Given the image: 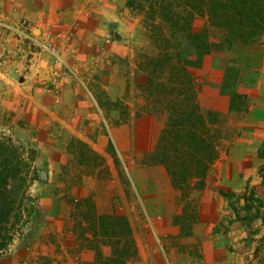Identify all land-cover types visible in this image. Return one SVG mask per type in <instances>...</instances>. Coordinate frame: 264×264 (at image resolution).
Returning a JSON list of instances; mask_svg holds the SVG:
<instances>
[{
    "label": "rangeland",
    "instance_id": "374dc122",
    "mask_svg": "<svg viewBox=\"0 0 264 264\" xmlns=\"http://www.w3.org/2000/svg\"><path fill=\"white\" fill-rule=\"evenodd\" d=\"M126 1L0 0V67L4 62L7 76L21 86L16 108L8 110L1 97L11 90L0 80V135L23 147L26 192L33 199L0 250V264H94L104 256L115 262L123 248L125 264H264V31L234 53L242 69L231 87L245 101L244 117L209 124V135L220 134L207 172L175 183V173L197 164L191 158L160 163L173 151L169 145L158 152L160 134L171 133L168 112L161 119L137 104L143 77L137 74L141 63L156 66L146 91L164 110L175 101L190 105L176 93L196 89V70L176 67L171 74L177 58L165 60L162 50L150 49L154 57H145L136 46L141 16ZM39 4L69 14L82 9L56 23V16L39 18ZM211 34L219 32L211 28ZM13 59L24 62L20 73L11 68ZM104 62L113 63L109 73ZM214 84L208 98L200 97L220 109L223 97ZM229 149L235 165L226 167ZM92 210L125 215L131 239L119 241L126 237L113 218L109 245L99 227L98 242L90 241L86 214ZM233 221L248 228L238 255L229 242Z\"/></svg>",
    "mask_w": 264,
    "mask_h": 264
},
{
    "label": "trees",
    "instance_id": "16d2710c",
    "mask_svg": "<svg viewBox=\"0 0 264 264\" xmlns=\"http://www.w3.org/2000/svg\"><path fill=\"white\" fill-rule=\"evenodd\" d=\"M126 5L141 16L136 30V46L145 52V57H154L149 56L150 49L162 50L165 60L177 58V66L172 64L171 74L176 73V67L196 70V89L188 87L176 93L189 99L190 105L185 106L175 101L172 106L163 110L158 104L151 102L146 91L149 84L145 83L154 79L153 71L156 66L150 69L148 61L141 63L142 68L137 75L143 77L137 85V104L147 106L146 111L150 116L156 115L161 119L165 110L168 112L166 124H171V133L160 134L158 152L163 154L161 151L169 145L173 151L172 155L171 152L168 156L164 155L166 157L161 158L160 163L169 166L175 160L176 163L183 164L191 158L197 164L192 170L189 168L186 172L185 168L180 174L175 173V183L186 180L191 174L203 175L217 154L215 141L220 134L216 133L215 137L209 135V124L225 123L230 117L241 119L247 111L241 93L231 87L242 69L234 58V53L237 46L256 43L261 37L264 31V0H127ZM197 19H204L205 22H198ZM211 28L219 34L213 36ZM112 64L104 62L101 67L106 70L105 73H109ZM156 64L161 65L159 61ZM186 73L190 77V72ZM214 83L219 84L218 94L223 97V107L220 109L207 105L206 100L200 97L202 95L208 98L213 93ZM178 87L179 84L172 86L176 89ZM235 98L239 100L235 101ZM223 128L226 127L221 129ZM163 141H166L165 145H161ZM25 161L23 147L12 136L0 135V250L11 241L13 226L27 209L25 202L33 201L26 192ZM86 218V228L93 234L87 237L93 243L98 242L94 236L99 227L104 230L105 242L109 245L114 236V232L110 231L113 218H117L122 224V234L126 237L119 241L131 239L127 237L131 235V227L123 214L97 216L92 210L87 212ZM133 247V253L139 259L135 242ZM93 248L92 245L88 247L90 250ZM126 253L127 248H123L121 258L115 262L110 256H104L103 260L100 257L94 264H125Z\"/></svg>",
    "mask_w": 264,
    "mask_h": 264
},
{
    "label": "crops",
    "instance_id": "0c3cea01",
    "mask_svg": "<svg viewBox=\"0 0 264 264\" xmlns=\"http://www.w3.org/2000/svg\"><path fill=\"white\" fill-rule=\"evenodd\" d=\"M118 8H122V5H118ZM81 9H82L81 5L79 7H75L73 9V14H69L70 10H67V8H63V9L62 8H58L56 11L52 12V11H49V10H53V9L47 8L45 4L43 6H41L39 4L38 15H39V18H41L42 16H49V15L56 16L57 18H56L55 22L59 23L60 21L63 20L65 15H71V17L73 15L74 17H77L80 14ZM2 40H3V38L0 40V44L3 42ZM18 51L19 50H16V51H14V53H10L9 55H12L13 58H14L15 56H17ZM2 53H3V51H2ZM19 57H20V55H18L17 58H19ZM12 62L13 63H11V68H15L20 73L21 70H22L21 67H24L23 60L13 59ZM12 64H14V65H12ZM4 65L5 64L3 62L2 63V67H0V80L2 79L5 82V84H9L11 92L9 93V96H7V97L6 96H2L1 97V103L8 110L9 109H15L16 108V103H17V97L19 95V91H20L21 86H19L20 83L17 82L15 80V78L7 76V72L5 70ZM10 76H11V73H10ZM225 157L226 158H225V161H224V165L226 167L228 166V162L231 163V165L234 164L235 157H234V152L231 151V149H229L227 151V154H226ZM237 161H238V163H240L239 158H238ZM256 222H257V224L261 223L260 221H256ZM229 230H230L229 231V242L232 244L233 250H234L232 253L235 254V255H238V254H240L242 249L245 248V241L247 242V240H249V238H248V228H247L246 225H244L242 223H239V222L235 223V221H233V224L230 226Z\"/></svg>",
    "mask_w": 264,
    "mask_h": 264
}]
</instances>
